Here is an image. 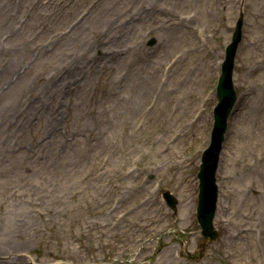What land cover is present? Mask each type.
<instances>
[{
	"label": "rangeland",
	"instance_id": "obj_1",
	"mask_svg": "<svg viewBox=\"0 0 264 264\" xmlns=\"http://www.w3.org/2000/svg\"><path fill=\"white\" fill-rule=\"evenodd\" d=\"M9 1L0 264H264V0ZM241 15L218 237L202 248L198 173Z\"/></svg>",
	"mask_w": 264,
	"mask_h": 264
},
{
	"label": "water",
	"instance_id": "obj_2",
	"mask_svg": "<svg viewBox=\"0 0 264 264\" xmlns=\"http://www.w3.org/2000/svg\"><path fill=\"white\" fill-rule=\"evenodd\" d=\"M243 17L238 20L236 32L232 43L226 51V60L222 66V73L217 88L218 104L214 110V128L211 135L209 147L204 151L201 158L199 179V197L197 207V218L202 227L204 244L208 240H215L218 233L214 227V219L218 207L219 187L217 184V171L219 168L221 151L225 134L227 131L228 117L236 103L237 94L234 88L233 71L234 58L237 47L242 38ZM167 204L176 209L177 200L170 192L163 194Z\"/></svg>",
	"mask_w": 264,
	"mask_h": 264
},
{
	"label": "bare ground",
	"instance_id": "obj_3",
	"mask_svg": "<svg viewBox=\"0 0 264 264\" xmlns=\"http://www.w3.org/2000/svg\"><path fill=\"white\" fill-rule=\"evenodd\" d=\"M5 1H9V0H5ZM102 1V0H101ZM8 5H10V1L8 2ZM9 8V7H8ZM3 10H5V12L7 11V6H4L3 7ZM18 11H20V6H19V10ZM13 21V18L12 17H10V23ZM9 22V21H8ZM44 20L42 21V24H44ZM112 24H114V25H116V22L115 21H112ZM132 25V24H131ZM131 25H126V24H122L121 23V26L123 27V28H130L131 27ZM7 27H9V25H7ZM7 27H5V28H7ZM186 28H188L189 29V34H198V31H197V29H195L194 27H190V26H187V25H184V30L186 31V32H188L187 31V29ZM101 37L102 36H100V37H98V39H101ZM107 42V41H106ZM103 44L102 43H99V48H101V46H102ZM93 53H94V51H92L91 49H90V47H86L85 49H84V53L81 55V56H83V59H86V60H88V61H86V63L88 62L89 64L90 63H94V64H96V63H98V56L96 55V56H93ZM178 60H176V62H177ZM175 62V63H176ZM169 70H170V68H169ZM155 71V70H154ZM58 78H56V79H54V80H57ZM57 86H59L60 88H62L60 85H59V83L57 82V84H56ZM63 89V88H62Z\"/></svg>",
	"mask_w": 264,
	"mask_h": 264
}]
</instances>
